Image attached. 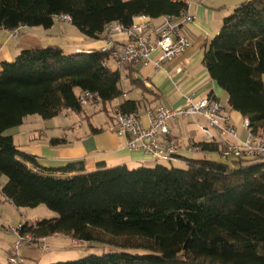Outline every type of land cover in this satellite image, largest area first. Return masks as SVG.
<instances>
[{"label": "trees", "instance_id": "16d2710c", "mask_svg": "<svg viewBox=\"0 0 264 264\" xmlns=\"http://www.w3.org/2000/svg\"><path fill=\"white\" fill-rule=\"evenodd\" d=\"M186 9L185 0H0V31L51 29L57 17L67 15L85 38L97 41L111 23L130 27L139 16L178 18ZM108 58L101 51L65 53L49 46L24 49L2 63V195L17 209L43 205L57 214L35 225L23 223L20 233L36 238L65 234L118 250L53 264H264V162L192 158L184 169L164 163L138 168L98 164L88 171L83 161L46 167L17 149L6 133L25 118L80 113L84 92L103 103L123 96L121 71L106 66ZM203 64L228 95L229 109L249 121L253 136L263 137L264 0L242 3L224 18ZM138 109L139 102L132 100L119 107L127 114ZM198 146L220 153L216 143Z\"/></svg>", "mask_w": 264, "mask_h": 264}, {"label": "crops", "instance_id": "0c3cea01", "mask_svg": "<svg viewBox=\"0 0 264 264\" xmlns=\"http://www.w3.org/2000/svg\"><path fill=\"white\" fill-rule=\"evenodd\" d=\"M247 1L250 0H197L192 6L194 22L183 26V34L192 43V47L183 55L167 61L163 68H157L153 64L118 68L112 63L114 65H109L112 70L121 71L120 88L123 96L108 103L92 102L90 107H84L80 113L66 110L58 117L42 122L36 118L37 115L29 116L24 119L23 125L7 131L6 134L13 136L19 151L35 156L46 167L60 168L73 161H83L88 171L95 170L98 164L107 167L122 165L128 168L154 167L167 162L158 161L144 151L125 148L126 138L118 137L115 133V110L125 101L139 102L137 114L140 115L143 124L148 125L149 111L158 108L175 109L182 106L188 98L203 99L213 96L221 103L239 136L246 138L249 133L243 126L245 118L239 112L229 109L228 95L211 78L203 59L210 41L220 32L224 18ZM22 29L24 28L0 31V69L3 62L13 61L24 50L19 47L18 42H14V39H19ZM104 38L95 41L82 35L79 38L59 39L49 36L42 39L32 35L22 38L19 43H28L31 47L57 46L64 51V48H68L74 52H88L100 51L104 45ZM115 39L118 42H126L128 36L120 35ZM133 80H139L142 84L134 85ZM102 114L106 115L105 118H101L98 125H94L90 118ZM200 126L210 130L221 150L225 140L216 130L209 127L205 119L201 117L180 119L170 128L169 137L179 146L177 161L173 163L186 164L187 159L192 158L210 159L208 152L190 150L191 143L196 145L208 143ZM94 130L99 132L96 133ZM53 139L62 140V143L52 145ZM4 182L6 183V180ZM2 186L0 185V196ZM2 199L16 208L5 201L3 195ZM11 249L12 246L8 249V258Z\"/></svg>", "mask_w": 264, "mask_h": 264}, {"label": "built area", "instance_id": "2783aa9c", "mask_svg": "<svg viewBox=\"0 0 264 264\" xmlns=\"http://www.w3.org/2000/svg\"><path fill=\"white\" fill-rule=\"evenodd\" d=\"M196 1L185 0L187 9L178 18L168 16L155 21L147 16H139L134 19L130 27L119 23L107 25L104 45L100 49L101 52L109 55L104 64L109 66V61H112L118 68L138 64H153L157 68H163L167 61L183 55L192 47L191 41L183 34V26L194 22L192 6ZM56 20L71 23V18L67 15L59 16ZM120 35L128 36V41L118 42L115 37ZM95 98L96 95L93 93H81L80 104L83 108L88 107L95 102ZM114 117L115 133L118 137L126 138L125 148L144 151L158 161L167 163L177 161L179 146L169 137L171 125L179 119L201 117L225 140L220 150L223 158L244 163L264 162V136L261 138L253 136L249 129V121L245 119L243 126L249 134L246 138H241L236 127L230 122L229 116L225 114L221 103L215 98H188L182 106L175 109L158 108L149 111L148 125L143 124L137 113L127 114L116 109ZM200 129L208 143L216 142L215 136L208 128L200 126ZM190 150L200 151L201 148L191 143ZM22 224L19 228L10 231L18 237L12 245V255L9 258L12 264L24 262L20 255V250L24 246L38 244L44 251L50 250L46 238L41 240L32 238L30 234L22 235L20 233Z\"/></svg>", "mask_w": 264, "mask_h": 264}, {"label": "rangeland", "instance_id": "374dc122", "mask_svg": "<svg viewBox=\"0 0 264 264\" xmlns=\"http://www.w3.org/2000/svg\"><path fill=\"white\" fill-rule=\"evenodd\" d=\"M20 32L19 39H14V42H18L19 47L28 49L31 47L28 43H19L21 39L28 36H36L38 38H47L53 36V38L68 39L70 37L76 38L82 36L80 31L74 27L71 23L66 21L56 20L55 25L51 29H44L42 27H23ZM16 31V30H15ZM19 33V32H18ZM16 35V33H15ZM18 36V35H17ZM65 53H73L74 50L64 48ZM68 49V50H67ZM114 62L109 61V65ZM116 66V64H115ZM91 106V105H90ZM89 106V107H90ZM76 115V113H75ZM74 115V116H75ZM106 115H100L99 117H91V122L94 125H98L101 118H105ZM39 122H42L41 117L36 116ZM180 120V119H179ZM87 126V125H84ZM89 129V128H88ZM210 160L218 162L230 163L228 159L223 158L218 152H209ZM194 156V155H193ZM168 167H175L179 169L186 168L185 164L181 163H164ZM6 178L1 179L0 185L2 186ZM57 214L47 209L45 206H39L38 208H13L8 203H5L0 196V264H9L8 262V249L11 248L18 237L10 232L13 229L19 228L22 223L30 221L31 225L36 224L42 219H49L56 217ZM32 238L33 235H31ZM43 240L44 238H40ZM47 245L50 247L49 251H44L38 244L24 246L20 250V255L25 259L24 264H53L58 262H70L77 261L86 258L90 255L102 256L107 253L117 252V249L111 247H104L98 244H91L86 242H79L72 237L60 234L51 237H46ZM12 250V249H11Z\"/></svg>", "mask_w": 264, "mask_h": 264}]
</instances>
